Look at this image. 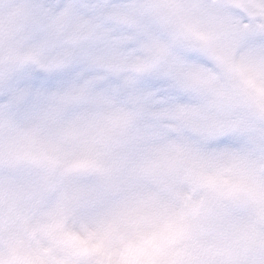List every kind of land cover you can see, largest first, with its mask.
Listing matches in <instances>:
<instances>
[{"label": "clouds", "instance_id": "9594fccd", "mask_svg": "<svg viewBox=\"0 0 264 264\" xmlns=\"http://www.w3.org/2000/svg\"><path fill=\"white\" fill-rule=\"evenodd\" d=\"M0 264H264V0H0Z\"/></svg>", "mask_w": 264, "mask_h": 264}]
</instances>
